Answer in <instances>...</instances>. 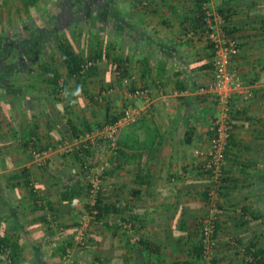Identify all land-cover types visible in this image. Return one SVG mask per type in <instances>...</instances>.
Returning <instances> with one entry per match:
<instances>
[{"label": "crops", "instance_id": "1", "mask_svg": "<svg viewBox=\"0 0 264 264\" xmlns=\"http://www.w3.org/2000/svg\"><path fill=\"white\" fill-rule=\"evenodd\" d=\"M14 2L0 0V18ZM85 4L92 11L79 20L89 21V31L78 21L64 36L81 58L96 60L94 69L77 81L68 77L60 56L45 60L59 71L61 85L65 82L64 92L55 96L42 62H20L7 80L11 92L0 88V242L12 247L16 264H64L67 249L76 264H199V226L212 213L207 196L212 181L202 166L221 112L214 97L201 91L213 77L208 6L217 30L239 43L232 68L255 92L251 102L232 103L213 264H263L264 0ZM101 7L106 13L97 17L93 9ZM137 88L148 90L149 101L130 97ZM129 107L140 114L123 128L118 155L103 150L100 156V163H110L99 196L109 211L89 228L88 248H79V222L92 209L83 159L56 146L76 131L116 120ZM50 147L38 162L37 153ZM27 177L37 183L42 207ZM75 177V184H66ZM75 198L79 207L72 206ZM124 221H131L133 232Z\"/></svg>", "mask_w": 264, "mask_h": 264}, {"label": "built area", "instance_id": "2", "mask_svg": "<svg viewBox=\"0 0 264 264\" xmlns=\"http://www.w3.org/2000/svg\"><path fill=\"white\" fill-rule=\"evenodd\" d=\"M204 12L213 49V77L201 91L213 96L221 111L211 126L213 138L202 166V170L212 181V185L207 191L208 200L212 205V213L203 219L202 257L204 260L211 261L218 247L216 238L217 215H215V212L218 209L219 193L226 181V151L234 124L231 114L232 103L234 100H239L243 103L251 102L255 98V92L253 86L244 81L243 77L232 68L233 62L240 54L239 43L235 39L228 37L224 32L217 30L214 22V13L208 6L204 7ZM96 64L95 61L87 62L82 67L81 74H85ZM130 97L149 101V92L146 89L137 88L130 93ZM139 114V109L129 107L116 120L105 123L101 128L81 132L77 136H73L70 141H63L56 146V150L63 154H78L82 157V174L88 186L87 193L92 201V206H95L99 200L106 173L110 169L109 162L100 163L101 151L107 150L111 155L117 156L120 150L119 138L123 128L136 122ZM52 149L50 147L41 153H37L38 162H43L49 153L52 152ZM76 182L77 177L71 181L67 180L66 184L72 185ZM30 187L34 188L35 193L40 195L36 182L31 181ZM37 205L42 207L44 203L42 200H38ZM80 205L81 201L79 198L72 200V206L79 207ZM97 218L98 212L93 208L81 218L75 236V242L79 248L85 249L88 247L87 236L89 228L94 224L100 223ZM122 226L125 230L134 231L132 223L124 221ZM133 240L138 241V238ZM11 254L9 247L0 246V260H6L8 264H15L11 260ZM63 262L64 264H76L71 249H67L63 254Z\"/></svg>", "mask_w": 264, "mask_h": 264}, {"label": "trees", "instance_id": "3", "mask_svg": "<svg viewBox=\"0 0 264 264\" xmlns=\"http://www.w3.org/2000/svg\"><path fill=\"white\" fill-rule=\"evenodd\" d=\"M24 6L27 10H29L30 7H34L37 5L38 0H22ZM36 2V3H35ZM32 3V4H30ZM50 7V4H49ZM93 13H96L97 17L103 15V13H106L104 9L101 10L97 8L93 9ZM62 23L64 24V21L61 18ZM79 19L74 20L71 25L76 27L78 25ZM66 22V21H65ZM60 22H58L59 25ZM66 24V23H65ZM64 24V25H65ZM63 25V26H64ZM28 39H13L12 37L7 38L6 41L0 39V88H6L8 91L10 90V85L8 83V78L13 76L12 74L16 72V70L20 69L21 65H19L20 62L23 63H30V62H37L40 61L42 64L40 65L41 71L44 73V75L49 76L48 84H52L55 86L54 94L55 96H58L64 92V84L61 85L62 79L59 74V71H56L51 67V64L46 62L45 60H42L44 56L46 55V41L49 40L50 42H53V44L56 46V49L58 53L60 54V59L62 60L63 64L66 66L68 70V77L74 78L75 80L79 81L86 75L81 74L82 67L90 61H96L91 59H84L81 58L78 53L75 51L73 45L70 43L69 38L66 36H60L56 33V30H50L47 33H41L38 36L30 35L28 34ZM1 37V36H0ZM5 38V37H3ZM10 39V40H9ZM17 42H16V41ZM2 41V42H1ZM45 43V45H43ZM37 45V51L38 53L34 54L32 53L33 45ZM15 57L12 58V57ZM36 59V60H35ZM52 59V58H51ZM34 60V61H33ZM19 65V66H18ZM26 66V65H24ZM94 69L93 67L90 68L85 74H87L90 70ZM13 94V93H12ZM117 119V118H116ZM95 130V129H94ZM92 131V130H90ZM82 131H76L74 133V136H77ZM84 132V131H83ZM120 151V150H119ZM87 154V153H86ZM78 155V154H77ZM30 186V183L32 180H30L28 177L25 180ZM32 194L35 196V204L37 205L38 200H42L41 193L40 195L36 194L34 191V188L30 187ZM38 189V188H37ZM39 190V189H38ZM44 203V201H43ZM93 209H95L98 212V221H101L103 219V215L109 211V209H105L102 207L101 200H98L95 206H92ZM92 210V209H90ZM89 210V211H90ZM128 223H131V221H126ZM134 227V226H133ZM200 241L198 242V246L195 247V252H197V258L199 260L203 259V242H202V230H203V220L200 223ZM216 229L218 230V221L216 223ZM0 246H6L11 249L12 253V247L9 244L0 242ZM65 253V252H64ZM11 254V260L14 262ZM15 263V262H14ZM16 264V263H15Z\"/></svg>", "mask_w": 264, "mask_h": 264}, {"label": "rangeland", "instance_id": "4", "mask_svg": "<svg viewBox=\"0 0 264 264\" xmlns=\"http://www.w3.org/2000/svg\"><path fill=\"white\" fill-rule=\"evenodd\" d=\"M50 1L51 0H47L46 3H40L38 7L32 8L31 10L33 13H30V9L28 11H23L22 8L24 5L20 4L19 0H16V3L7 4L6 7L9 14L6 13V18H0V39L4 41L9 37L16 40L28 39L29 33L30 35L38 36L42 32L45 34L53 29H55L56 33L62 37L66 33H70L68 27L74 20L79 18L84 19L85 14L88 15L89 11H92L88 7L89 5L85 4V1L88 0H55V4L52 3L49 7ZM89 1L92 3L94 0ZM61 18L64 21V24L66 23L65 25L62 23ZM58 22H60L59 25ZM80 22L81 26L86 27V30L89 31V21ZM46 43V55L42 60H48L50 58L58 59L57 57L60 56V54L58 53L56 46H53V42H50L49 40H47ZM43 45H45V43H43ZM37 48L38 46L36 44L33 45V55L38 53L39 50L37 51ZM12 58L15 59L14 56ZM199 264H213V258L211 261L204 259L199 260Z\"/></svg>", "mask_w": 264, "mask_h": 264}, {"label": "clouds", "instance_id": "5", "mask_svg": "<svg viewBox=\"0 0 264 264\" xmlns=\"http://www.w3.org/2000/svg\"><path fill=\"white\" fill-rule=\"evenodd\" d=\"M76 94L79 95V90H77V93Z\"/></svg>", "mask_w": 264, "mask_h": 264}]
</instances>
